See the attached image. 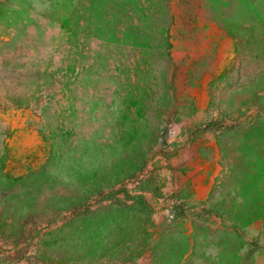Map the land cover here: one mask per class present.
Wrapping results in <instances>:
<instances>
[{
  "label": "rangeland",
  "instance_id": "374dc122",
  "mask_svg": "<svg viewBox=\"0 0 264 264\" xmlns=\"http://www.w3.org/2000/svg\"><path fill=\"white\" fill-rule=\"evenodd\" d=\"M0 264H264V0H0Z\"/></svg>",
  "mask_w": 264,
  "mask_h": 264
}]
</instances>
